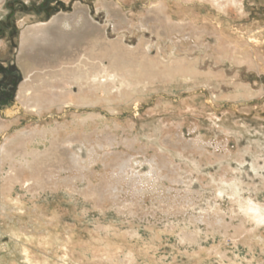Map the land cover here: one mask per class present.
I'll return each instance as SVG.
<instances>
[{
    "label": "rangeland",
    "instance_id": "rangeland-1",
    "mask_svg": "<svg viewBox=\"0 0 264 264\" xmlns=\"http://www.w3.org/2000/svg\"><path fill=\"white\" fill-rule=\"evenodd\" d=\"M151 1H129L127 17L142 16ZM226 1L187 3L209 28L200 43L189 38L192 27L166 39L138 20V28L132 27L103 0H0V68L9 63V70L19 72L8 98L21 107L19 124L30 134L41 122L39 129L64 123L66 110L72 122L92 113L73 107L43 118L27 115L18 94L24 73L32 81L68 64L99 31L111 41L123 37L129 47L149 39L154 57L161 49L167 57H188L202 74L213 73L201 83L181 75L175 88L168 80L142 87L140 99L114 88L110 101L96 108L100 116H93L103 124L59 141L74 151L78 164L57 151L49 157L51 135L43 141L40 150L49 156L19 167L17 181H7L14 190L5 199L0 195V264H264V66L222 60L211 33V15L231 22L238 38L264 28V0H240L224 10L219 5ZM82 7L96 25L92 32L62 28L76 39L54 47L45 35L27 40L24 72L18 63L25 29L20 23L30 16L27 24L41 19L53 25L55 17ZM238 86L253 95L235 99ZM73 90L78 92L76 84Z\"/></svg>",
    "mask_w": 264,
    "mask_h": 264
},
{
    "label": "bare ground",
    "instance_id": "bare-ground-1",
    "mask_svg": "<svg viewBox=\"0 0 264 264\" xmlns=\"http://www.w3.org/2000/svg\"><path fill=\"white\" fill-rule=\"evenodd\" d=\"M129 1L131 0H118V2L103 0V2L110 4L109 6H111L114 13L122 15L125 22L131 21L132 27L138 28L135 24L138 20L141 24L140 27L153 30L161 39H166L174 33H184L189 27L196 30L189 35V38L193 37L200 43L207 39L206 34L209 33V28L207 24L202 23L203 14L195 6L188 5L189 2L194 0H177L178 2L152 0L149 7L142 10V16L132 13L134 15L128 18L124 6ZM238 1L240 0H227L219 6L226 10L228 4ZM103 8H106V5ZM0 10H2V5H0ZM88 12V9L82 7L71 16L60 14L61 16L55 17L51 21V23H54L53 25H48L42 22L41 19L37 23L27 24L31 20L30 16H27L20 23V27L25 28L19 39L21 56L18 55V63L22 67L21 69L26 72V64L22 60V53L27 40L38 41L40 35H45L48 40L53 41L50 43V47H54L63 40L73 41V39H76L74 34L71 32L65 33L62 28L66 29L69 26L72 28L85 27L84 31L92 32L90 27H96V25L92 24ZM227 13L231 15L229 10H227ZM211 16L215 26L212 28L211 33L216 35V40L219 42L220 48L217 49V52L222 60L226 58L233 59L238 63H246L251 67L262 68L264 66V44L261 40V36L264 35V28L256 29L257 31L254 30L247 36L238 38L234 34L237 28L234 26L232 28L231 22L226 25L222 18ZM88 39H86V46L78 53L79 57L68 64L62 65L56 70L38 74L32 81L30 76L24 73L27 80H24L21 84L18 94V100L26 107V110L30 109L24 114H38L40 118H43L47 113H53L56 110L62 111L65 108L92 109V113L81 122L68 121L70 115L67 114L66 110L65 117L67 118L64 123L56 120L53 121L54 126L39 129V126L44 123L40 121L41 124L34 127L33 132L30 134L32 130H26V126L24 128L20 127L19 121L21 118L18 114L21 107L12 104L9 98H5L4 103L0 104V139L5 142L0 144V195L4 199L7 192L14 190V185L7 184V181L12 182L18 179L19 167L26 165V167L31 168L37 162L49 156L41 152L40 148L44 143L43 141L49 140L50 135L52 144L50 152L51 150L52 152L49 157L54 156L53 158H56L54 152L57 151L61 152L72 164H78L74 151L69 146H60L59 141L67 135L71 137V135L75 134L77 136L86 132L84 131L85 127L90 128L99 123L103 124V120L98 122L99 120L96 121L93 116H96V118L100 116L96 108L103 107L102 102L110 101L108 97L112 94L114 88L119 87L125 95L140 99L138 93L142 92L141 90L150 86L156 87V83L162 84L165 80H168L169 86L175 88L177 82L174 78L181 75V77L186 78H199L198 83L205 82V78L213 76L212 72L208 74L200 73L197 63L191 64L188 57H167L163 55L161 49H158L157 56L154 57L149 39L142 38L136 47L126 46L123 37L117 41H111L108 35L101 33V31H99L96 39ZM188 41L179 43L180 50L189 43ZM40 43L36 42L34 45L37 46ZM74 84L78 86V92L76 93L73 90ZM140 88L142 89L140 90ZM101 93L104 94V97L100 95ZM252 95L250 88L238 86L234 98H250ZM232 101L234 102V100ZM180 114L182 113L180 112ZM182 119L184 120L183 123H186L184 116H182ZM62 154L61 156H63ZM7 165H9L8 171L4 170ZM27 181L29 182V179ZM30 184L28 185L30 186ZM16 205L18 206V203Z\"/></svg>",
    "mask_w": 264,
    "mask_h": 264
},
{
    "label": "flooded vegetation",
    "instance_id": "flooded-vegetation-1",
    "mask_svg": "<svg viewBox=\"0 0 264 264\" xmlns=\"http://www.w3.org/2000/svg\"><path fill=\"white\" fill-rule=\"evenodd\" d=\"M1 68H0V104L4 103L5 98H8L10 90L15 85V81L18 77V72L9 70V63L8 64H3L1 63ZM5 83V84H4Z\"/></svg>",
    "mask_w": 264,
    "mask_h": 264
}]
</instances>
